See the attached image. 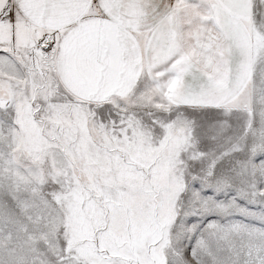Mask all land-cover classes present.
Wrapping results in <instances>:
<instances>
[{"label":"snow or ice","instance_id":"snow-or-ice-1","mask_svg":"<svg viewBox=\"0 0 264 264\" xmlns=\"http://www.w3.org/2000/svg\"><path fill=\"white\" fill-rule=\"evenodd\" d=\"M0 264H264V0H0Z\"/></svg>","mask_w":264,"mask_h":264}]
</instances>
